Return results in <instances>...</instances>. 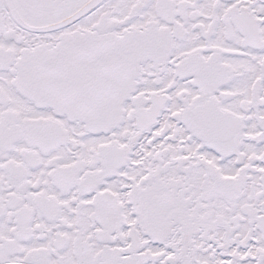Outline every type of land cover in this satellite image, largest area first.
<instances>
[{
	"label": "snow or ice",
	"instance_id": "snow-or-ice-1",
	"mask_svg": "<svg viewBox=\"0 0 264 264\" xmlns=\"http://www.w3.org/2000/svg\"><path fill=\"white\" fill-rule=\"evenodd\" d=\"M0 264H264V0H0Z\"/></svg>",
	"mask_w": 264,
	"mask_h": 264
}]
</instances>
